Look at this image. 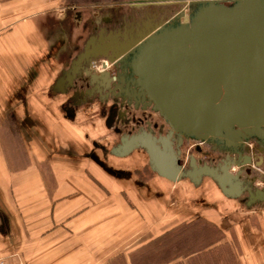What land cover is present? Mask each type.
Instances as JSON below:
<instances>
[{
	"label": "crops",
	"instance_id": "crops-1",
	"mask_svg": "<svg viewBox=\"0 0 264 264\" xmlns=\"http://www.w3.org/2000/svg\"><path fill=\"white\" fill-rule=\"evenodd\" d=\"M92 20L91 29L86 13L73 8L72 0H0V248L9 264H73L77 247L91 244L98 249L111 234L107 232L111 218L125 210L119 184L151 188L138 181L135 170L147 157V166L154 171L146 149L118 156L111 150L124 133L111 146L98 137L99 123L102 127L105 123L98 114L105 88L87 79V72L82 79L68 74L73 59L98 28L100 19ZM97 61L91 63L96 75ZM88 111L102 122L92 116L79 122ZM109 117L111 125L106 126L114 133L115 119ZM196 160L197 167L204 166ZM247 168L237 163L228 167L239 175L238 196L225 193L209 176L181 181L199 186L209 178L224 198L241 199L245 210L255 215L235 227L238 243L246 264H264V184H257L264 178ZM155 177L173 182L156 172ZM103 186L112 195L108 207ZM209 189L195 194L207 195ZM215 197L221 203L218 192ZM215 211L227 231V213L219 205Z\"/></svg>",
	"mask_w": 264,
	"mask_h": 264
},
{
	"label": "water",
	"instance_id": "water-1",
	"mask_svg": "<svg viewBox=\"0 0 264 264\" xmlns=\"http://www.w3.org/2000/svg\"><path fill=\"white\" fill-rule=\"evenodd\" d=\"M225 2L191 0L188 13L158 17L153 6L159 3L137 0L135 8L146 11L116 27L95 28L68 74L87 72L96 81L103 77L102 84L114 86L121 105L151 108L168 123L165 134L152 129L125 134L111 153L125 156L142 147L161 177L175 182L209 176L225 193L238 196L239 175L228 167L237 163L242 168L250 161L247 142L264 147V0ZM101 58L117 66V75L93 74L90 65ZM184 140L225 153L221 165L197 167L192 157L191 169L184 170Z\"/></svg>",
	"mask_w": 264,
	"mask_h": 264
},
{
	"label": "rangeland",
	"instance_id": "rangeland-1",
	"mask_svg": "<svg viewBox=\"0 0 264 264\" xmlns=\"http://www.w3.org/2000/svg\"><path fill=\"white\" fill-rule=\"evenodd\" d=\"M135 1L72 0V5L73 8L81 9L86 13L87 24L91 26V29L94 27L91 25L92 19H100L99 28H112L121 25L125 18L139 17L143 11H146L145 7L135 8ZM159 1H166L167 4L160 3L153 6L158 17L163 14L173 16L182 10L188 13L191 0ZM225 3L228 5L231 2L226 0ZM103 62L106 63L105 67H101ZM112 64L111 61L101 58L97 61L95 68L99 73H104ZM104 80L103 77L98 80L103 89L107 87L106 84H102ZM107 89L105 88V90ZM88 113L87 115L82 114L79 122L91 116L98 119V123L102 122V118L99 119V112L97 115L93 111H91V115L89 111ZM132 113L137 114L138 117L143 114L142 111H131L130 114ZM153 115L158 126L162 120L165 121L158 113ZM102 123L103 127L99 123L102 133L98 137L105 144L111 146L118 141V135L109 131L106 124ZM165 123L168 124L166 121ZM132 126H127V128ZM197 143L202 142L191 140L190 143L183 146L181 159L183 167L189 166L191 155L194 156L195 160L196 158L207 159L205 155L208 150H211L210 155L214 158L215 163L225 157V153L213 150L207 144H203L201 151H198L195 148ZM245 145L249 149L245 153L253 158L245 162L250 168L249 173L264 178V147L255 140H251ZM140 156L143 158V155ZM139 163L135 169L138 171L136 173L139 177L138 181L145 182L151 188L143 189L141 185H139L140 187L132 184L127 185L126 182L119 184L121 186L118 188L120 199L121 201L125 200H123L125 210H122L118 216L115 215L111 218L112 226L107 228V232L111 234L105 235L104 242L98 249H94L91 244H83L81 247H77L72 255L78 259H73V264H246L236 236V228L242 221H247L248 216L255 214H250L245 210L246 207L241 199L228 200L224 198L216 183L209 178L205 179L199 186L193 185L189 180L163 181L155 177L154 171L149 170L147 157ZM236 166L233 165V168L238 167ZM257 182L259 187L264 184L261 179ZM103 187L104 207H108L111 205L112 195L107 186ZM207 187L212 188L209 189L207 195L195 194ZM165 188H167L166 191ZM215 192L219 193L221 203L214 199ZM215 204L221 207L222 213H227L225 214L227 215L225 221L228 226L227 231L224 230V224H221L220 216L215 211ZM254 223L256 224V221ZM219 236H222V240L212 246ZM95 251L97 252L94 254ZM92 255L95 256L94 259L89 258ZM73 258L75 257L73 256ZM169 260L171 261L167 263ZM24 264L26 263L24 262ZM52 264L56 263L53 261Z\"/></svg>",
	"mask_w": 264,
	"mask_h": 264
},
{
	"label": "flooded vegetation",
	"instance_id": "flooded-vegetation-1",
	"mask_svg": "<svg viewBox=\"0 0 264 264\" xmlns=\"http://www.w3.org/2000/svg\"><path fill=\"white\" fill-rule=\"evenodd\" d=\"M158 1L159 0H155V2H157L159 4L160 3H162V4L166 3V1H163V2H160V1L158 2ZM228 1H230V0H228ZM103 63L101 64V67L103 66ZM90 68H92V65H90ZM105 72L108 73V76L112 77V76L117 75L118 68L113 63L110 67H108V70ZM82 78L83 77H80V79H82ZM87 79L92 80V78L90 76H88ZM105 88H107V87H105ZM113 90H114L113 85L111 86V88H108L107 90H105L104 102L100 106L99 114L101 116H103V118H105V124L108 126L111 125V123H109V121H110L109 116H111L113 119H115V122L112 124V131L115 134H117L118 136L120 135V133L130 135V134H134V133L137 134V133H141V132H149V130L152 129L156 135H160L161 133L165 134L168 131V129H169L168 124H166L164 120L160 123L161 125L159 124V126H158V123L154 120L155 117L153 114H156L157 112L153 111L151 108H146V109L136 108L134 105H128V106L124 105L123 106V105H121L120 97L118 96V92H115ZM120 106L123 107L122 110L120 109ZM131 111H139V112L142 111L143 114H141L138 117L137 114H134V113L130 114ZM163 122L165 124H163ZM127 126H132V127L127 128ZM190 142H191V140H184L183 141V144L180 147V162H181V159L183 156L182 148L184 145H186V143L188 144ZM203 144H206V143H197L195 145L196 150L201 151V146ZM207 145L210 146L209 144H207ZM210 154H211V150H208L206 152V155H205V158H207V159H203V160L199 159V163L203 164V165H209V166L214 165L215 160ZM192 157H194V156L191 155L189 158V167L191 164V158ZM251 159H253V158H251ZM222 161H223V159L221 158L217 162L222 163ZM249 170H250V168L248 167L247 168L248 173H249Z\"/></svg>",
	"mask_w": 264,
	"mask_h": 264
},
{
	"label": "built area",
	"instance_id": "built-area-1",
	"mask_svg": "<svg viewBox=\"0 0 264 264\" xmlns=\"http://www.w3.org/2000/svg\"><path fill=\"white\" fill-rule=\"evenodd\" d=\"M163 121V120H162ZM163 124H165L163 122ZM161 125V124H160ZM0 264H9L5 258V256L3 255L2 251L0 250Z\"/></svg>",
	"mask_w": 264,
	"mask_h": 264
},
{
	"label": "trees",
	"instance_id": "trees-1",
	"mask_svg": "<svg viewBox=\"0 0 264 264\" xmlns=\"http://www.w3.org/2000/svg\"><path fill=\"white\" fill-rule=\"evenodd\" d=\"M222 239V236H219V237H217V239L214 241V243L212 244V246L215 244V243H217V242H219V240H221ZM178 257V256H177ZM176 258V257H175ZM171 260H169V261H167V263L168 262H170Z\"/></svg>",
	"mask_w": 264,
	"mask_h": 264
},
{
	"label": "bare ground",
	"instance_id": "bare-ground-1",
	"mask_svg": "<svg viewBox=\"0 0 264 264\" xmlns=\"http://www.w3.org/2000/svg\"><path fill=\"white\" fill-rule=\"evenodd\" d=\"M243 164H245V163H243ZM0 250L2 251V249L0 248ZM2 253H3V251H2ZM3 255H4V253H3ZM6 258V257H5ZM7 260V259H6ZM8 262V261H7Z\"/></svg>",
	"mask_w": 264,
	"mask_h": 264
}]
</instances>
